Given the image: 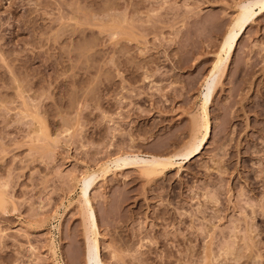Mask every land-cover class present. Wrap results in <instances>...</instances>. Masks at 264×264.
I'll list each match as a JSON object with an SVG mask.
<instances>
[{
    "label": "rangeland",
    "instance_id": "1",
    "mask_svg": "<svg viewBox=\"0 0 264 264\" xmlns=\"http://www.w3.org/2000/svg\"><path fill=\"white\" fill-rule=\"evenodd\" d=\"M245 1L0 0V264H89L79 179L118 158L89 189L103 264H264V11L201 153L135 164L192 140Z\"/></svg>",
    "mask_w": 264,
    "mask_h": 264
},
{
    "label": "bare ground",
    "instance_id": "2",
    "mask_svg": "<svg viewBox=\"0 0 264 264\" xmlns=\"http://www.w3.org/2000/svg\"><path fill=\"white\" fill-rule=\"evenodd\" d=\"M238 6V13L231 22L229 30L222 43L221 49L217 53L215 64L207 78L205 90L206 92L203 96L201 104L200 117L197 121L195 134L192 140L181 153L175 154L172 157L160 158L157 156H152L150 159L148 158L142 159L138 162L136 161L135 164H137L140 167L141 171L144 172L146 175H157V173L159 174V172H163L168 166L167 160L169 159H174L177 156L192 159L193 157L201 153L203 146L206 143L207 138L209 137L211 132L209 105L211 103L215 87L219 82V79H221V77L223 76L225 69L228 65L227 63L229 62L228 60L232 55V52L234 51L235 47L237 46L240 37L243 35L244 31L250 25V23L255 20V16H257V9H259L260 12L264 11V0H246ZM120 159L122 161L125 158H118V160L116 161L105 162L104 164H101L99 168L95 171L87 170L84 179H79V182L84 181L85 185L82 188L83 190L80 198L84 210L85 237L87 240L86 242L88 244V251H86V258L88 260L86 259V261H89V264H103L101 258V246L99 241V236L101 234L99 230L97 216L89 194V189L99 178L100 175H103L104 177V175L106 176V174L112 170V164H114L116 168L121 167L122 162L120 161ZM97 174L100 175L97 176ZM55 254H57L56 247ZM57 264L61 263L57 261Z\"/></svg>",
    "mask_w": 264,
    "mask_h": 264
}]
</instances>
